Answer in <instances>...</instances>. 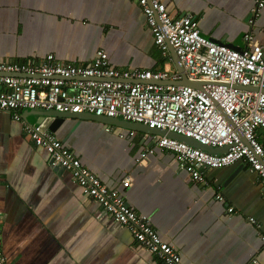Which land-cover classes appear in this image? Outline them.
I'll return each instance as SVG.
<instances>
[{"label":"crops","instance_id":"0c3cea01","mask_svg":"<svg viewBox=\"0 0 264 264\" xmlns=\"http://www.w3.org/2000/svg\"><path fill=\"white\" fill-rule=\"evenodd\" d=\"M162 1L172 17L191 16L210 40L243 49L246 35L252 34L264 44V8L249 23L257 0ZM100 49L119 69L179 72L178 56L171 49L166 58L155 45L137 0H0V62L40 66L54 55L57 63L87 66ZM39 112L24 111L23 116L35 125L42 118ZM109 126L114 129L108 131ZM130 129L66 117L57 122L55 134L106 186L117 189L140 215L151 217L184 263L264 264V187L246 164L207 169L208 184L197 183L167 149L156 148L148 165L136 164L141 152L154 145L155 134ZM112 134L119 139L113 145ZM104 148H112L110 155L100 156ZM0 175L8 264H163L127 228L103 215L101 206L83 194L65 168L53 164L44 148L33 145L9 112H0ZM127 178L131 186L125 188ZM227 203L242 214L230 213Z\"/></svg>","mask_w":264,"mask_h":264},{"label":"built area","instance_id":"2783aa9c","mask_svg":"<svg viewBox=\"0 0 264 264\" xmlns=\"http://www.w3.org/2000/svg\"><path fill=\"white\" fill-rule=\"evenodd\" d=\"M137 1L156 46L166 58L173 49L186 78L196 85L182 84L185 78L180 72L116 68L104 49L87 66L57 63L54 55H48L40 66L0 62V112L13 115L33 145L44 148L55 166L65 168L83 194L101 206L103 215L127 228L163 264H186L180 252L162 239L151 217L140 215L117 189L106 186L55 133L23 116L24 111L90 113L182 135L200 146L155 134L154 145L141 152L136 164L148 165L155 149L162 148L173 152L180 168L197 183L208 184L207 169L245 163L264 187V44L250 34L246 47L235 49L205 37L191 16L172 17L162 0ZM263 8L264 0H257L250 24ZM129 134L136 131L130 129ZM2 181L0 175V186ZM123 185L130 187V179ZM216 198L226 202L222 194ZM227 205L230 213L242 214ZM1 216L0 210V221ZM250 221L256 223L253 217ZM0 264H8L1 225Z\"/></svg>","mask_w":264,"mask_h":264},{"label":"water","instance_id":"95a60500","mask_svg":"<svg viewBox=\"0 0 264 264\" xmlns=\"http://www.w3.org/2000/svg\"><path fill=\"white\" fill-rule=\"evenodd\" d=\"M173 55H177L175 53V51L173 50ZM176 59V58H175ZM175 63L178 67V70L180 73H182L185 77V79L181 82L182 84L185 85H196L194 82L190 81L188 78H186L185 75V71L183 66L181 65V62L176 61ZM42 116V118L36 123L37 125H39L43 130H49L53 133H55L57 131V122H60L61 120H64L66 117H75V118H90L102 123H106V124H110V125H115V126H125L126 128H138L146 133L149 134H168L174 138L177 139H182L185 140L193 145H197L200 146L198 142H196L195 140L191 139V138H187L184 137L182 135H178L175 133H166L165 131L162 130H156V129H150L147 126L143 125V124H139V123H130L128 121L125 120H119V119H110L108 117H104V116H97L94 114H90V113H85V114H72V113H61V112H55V111H46V112H39ZM225 150V149H224Z\"/></svg>","mask_w":264,"mask_h":264},{"label":"rangeland","instance_id":"374dc122","mask_svg":"<svg viewBox=\"0 0 264 264\" xmlns=\"http://www.w3.org/2000/svg\"><path fill=\"white\" fill-rule=\"evenodd\" d=\"M149 28H150V27H149ZM150 30H151V29H150ZM249 35H250V34H249ZM251 35H252V34H251ZM122 130H123V132L126 133V129H122ZM137 132H138V131H137ZM116 139H118L117 135H116V134H112L111 139H110L109 142L113 145V143L116 142ZM118 140H119V139H118ZM118 140H117V141H118ZM111 149H112V148H111ZM111 149H110V148H104V149L102 150L100 156H104V157H106V156L110 155Z\"/></svg>","mask_w":264,"mask_h":264},{"label":"clouds","instance_id":"9594fccd","mask_svg":"<svg viewBox=\"0 0 264 264\" xmlns=\"http://www.w3.org/2000/svg\"><path fill=\"white\" fill-rule=\"evenodd\" d=\"M180 61V60H179ZM183 66V65H182ZM184 68V67H183ZM186 75V74H185ZM185 78V77H184Z\"/></svg>","mask_w":264,"mask_h":264},{"label":"trees","instance_id":"16d2710c","mask_svg":"<svg viewBox=\"0 0 264 264\" xmlns=\"http://www.w3.org/2000/svg\"><path fill=\"white\" fill-rule=\"evenodd\" d=\"M156 45V44H155ZM264 145V144H263Z\"/></svg>","mask_w":264,"mask_h":264}]
</instances>
